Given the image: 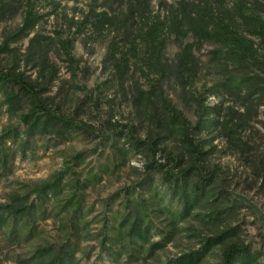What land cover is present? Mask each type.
Returning <instances> with one entry per match:
<instances>
[{
  "label": "trees",
  "instance_id": "1",
  "mask_svg": "<svg viewBox=\"0 0 264 264\" xmlns=\"http://www.w3.org/2000/svg\"><path fill=\"white\" fill-rule=\"evenodd\" d=\"M83 4L76 34H107L103 60L116 83L123 87L132 66L144 70L145 76L153 74L155 83L145 91L135 81L131 84L138 126L105 120L108 125L96 132L79 118L85 115L83 101L65 114L60 107L63 96L56 100L60 89L50 94L59 77V67L48 54L50 46L57 44L62 50L70 75H75L77 65L69 54L70 39L56 43L37 31L58 11L60 0H0V24L19 19L0 41V110L10 121L0 129V234L4 241L28 244L38 238L40 223L47 221L57 232V239L41 241L15 264H81L77 255L95 223L96 246L108 264L146 262L188 221L216 231L192 235L196 247L164 264H200L214 248L220 249V264H259L258 253L233 240L237 227L226 222L234 208L218 188L217 175L205 168L213 147L205 148L215 137H200L219 131L228 143L246 146L235 136L239 124L246 122L245 113L235 114L206 98L231 95L240 101L245 115L264 98V55L257 53L253 42L264 40V6L259 0L252 5L247 0L160 1L156 10L152 0ZM170 40L178 51L172 62H164ZM203 45L213 46L207 63L219 77L201 93L189 95L195 112L190 122L163 95L158 82L169 77L185 93L184 87L198 81L202 71L195 52ZM78 135L97 142L92 148L61 155L58 169L47 180L34 185L10 180L15 159L34 156L36 141L66 143ZM170 138L175 147L168 150L165 143ZM92 157L98 160L93 165ZM136 157L143 158V174L132 186L102 201L108 215H92L93 207L85 201L87 189Z\"/></svg>",
  "mask_w": 264,
  "mask_h": 264
},
{
  "label": "rangeland",
  "instance_id": "2",
  "mask_svg": "<svg viewBox=\"0 0 264 264\" xmlns=\"http://www.w3.org/2000/svg\"><path fill=\"white\" fill-rule=\"evenodd\" d=\"M87 0H60L61 5L55 14L45 18V21L38 27L37 31L41 36H45L56 42L59 40H71L69 54L73 56L77 65L75 75H70V66L65 59L62 50L52 45L48 54L54 63L59 67V77L53 83L50 94L58 89L63 103H60L61 110L69 114L70 110L83 101V112L80 116L83 122L92 126L96 132L106 127L105 120L109 123H118L128 126L134 124L138 126V117L135 113V104L132 103L131 87L132 83L140 91H145L148 86L155 83L153 74L144 70L140 72L135 66L131 67L128 79L120 87L110 75L108 62H104L108 38L107 34L96 36L89 34H76L75 22L84 9V2ZM165 1L173 3L176 0H152L154 9L157 3ZM250 5L255 0H247ZM264 6V0H259ZM264 14H262L263 16ZM19 23V19L9 20L0 24V41L6 32L12 30ZM74 23V24H73ZM190 42V39L185 40ZM257 53L264 55V40L253 39ZM57 43V42H56ZM24 41L19 47L20 51L25 48ZM213 49L211 45H203L195 56L199 58L202 71L198 81L193 85L188 84L185 93L176 88L172 79L169 77L158 82L163 95L170 100L175 109L183 116L193 122L195 119L194 106L189 95L201 93L203 87H209L214 81L218 80L219 75L214 74V67L207 63L208 52ZM178 51L176 43L171 40L162 55V61L172 62ZM232 70V68H230ZM254 71L255 69L252 68ZM252 71V72H253ZM144 74V75H143ZM206 96L205 93L203 95ZM89 99L95 100L96 104H89ZM88 100V102H87ZM206 102L210 104L221 103L224 108L232 109L235 114L245 113L240 106V101L228 94L220 97H207ZM258 103V104H257ZM253 110L243 115L244 124H239L236 137L246 146H234L228 143L219 131L212 134H203L200 139L215 137L205 149L211 146V153L205 163L206 170L212 171L217 175V185L223 191L228 204L234 208V214L226 225L237 227V236L234 241L246 245L251 252L258 253L257 262L264 264V98L258 100ZM89 104V105H88ZM10 121L5 113L0 110V129L4 128ZM145 125L141 123L138 133L142 137ZM97 140L87 139L83 136H76L66 143H58L54 139L38 140L35 145V154L27 159H15L14 169L10 180L34 185L47 180L52 172L58 169L61 155H71L78 151L92 148ZM173 140L170 138L165 143L166 149H174ZM92 165L98 161L95 157L89 160ZM143 174V158L136 157L131 159L120 171L105 177L98 185L87 189L85 201L87 207L92 206V215L99 217L104 212L102 201L122 188L132 186L138 176ZM108 217V216H107ZM99 225L93 224L90 227V236L86 238L84 249L77 255L81 264H108L104 253L98 250L95 237ZM213 228H206L195 222L188 221L179 225V232L175 239L166 247L157 252L146 262L131 264H164L167 260L177 257L180 253L186 252L196 247V233L210 235ZM55 225L51 221L40 223L38 238L28 244L7 242L0 234V264H15V260L24 259L28 252L41 241H54L57 239ZM220 249L214 248L211 253L200 264H220ZM127 264V263H125Z\"/></svg>",
  "mask_w": 264,
  "mask_h": 264
}]
</instances>
